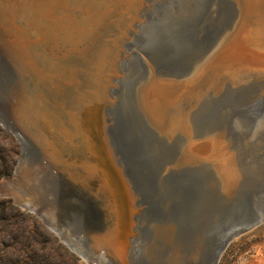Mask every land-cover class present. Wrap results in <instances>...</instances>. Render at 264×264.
<instances>
[{
  "label": "rangeland",
  "instance_id": "rangeland-1",
  "mask_svg": "<svg viewBox=\"0 0 264 264\" xmlns=\"http://www.w3.org/2000/svg\"><path fill=\"white\" fill-rule=\"evenodd\" d=\"M251 1L253 8L260 5L259 0ZM139 4L132 3L125 26L131 32L122 42L118 40L124 26L105 37L109 47L101 57L102 90L94 92L105 111L104 121L94 122L100 123L95 131L130 185L138 208L132 262L170 264L178 250L187 264H264V44L263 51L251 44L259 63L248 62L250 52L233 61L250 71L248 81L236 85L227 80L220 94L212 88L198 103L183 102L186 111L193 107L191 133L176 132L170 138L141 110L140 86L153 76L178 82L203 68L219 71L210 60L239 29L242 3L139 0ZM257 24L264 32V25ZM246 31L248 36L247 25ZM17 71L0 47V264H120L93 248V231L105 225L100 200L88 187L72 186L12 117V94L23 84ZM190 138L211 139L214 153L232 156L238 173L232 194L215 167L214 153L211 160L178 166ZM92 143L95 147L94 138Z\"/></svg>",
  "mask_w": 264,
  "mask_h": 264
},
{
  "label": "bare ground",
  "instance_id": "bare-ground-1",
  "mask_svg": "<svg viewBox=\"0 0 264 264\" xmlns=\"http://www.w3.org/2000/svg\"><path fill=\"white\" fill-rule=\"evenodd\" d=\"M133 2L139 4V0H104L105 5L96 9L93 0H0V47L20 69L18 77L23 80L22 85L14 88L11 115L72 186L88 187L100 200L105 225L93 231V248L99 255L120 264H134L130 247L136 234L138 208L130 185L114 167L103 138L95 131L100 123L94 122L102 123L105 113L94 92L102 90L101 57L109 47L105 37L127 25ZM259 2L253 8L249 0H241L239 29L227 36L209 63L219 71L203 68L191 79L178 82L153 76L140 86L138 104L150 124L163 135L170 138L176 132L190 135L189 117L193 107L186 111L183 102L198 103L212 88L220 94L227 80L236 85L248 81L249 70L234 66L233 61L243 60L244 52H250L248 62L260 61L251 47L253 44L262 50L264 44L263 27L257 24L264 25V0ZM141 4L142 1L140 8ZM120 12L126 14V19L120 17ZM246 25L250 38L246 35ZM210 140L198 142L190 138L178 166L197 164L202 158L211 160L215 146ZM214 157L227 191L233 192L238 173L232 156L215 150ZM172 257L168 260L170 264H187L180 259L178 250ZM196 258L194 255L192 260Z\"/></svg>",
  "mask_w": 264,
  "mask_h": 264
},
{
  "label": "water",
  "instance_id": "water-1",
  "mask_svg": "<svg viewBox=\"0 0 264 264\" xmlns=\"http://www.w3.org/2000/svg\"><path fill=\"white\" fill-rule=\"evenodd\" d=\"M87 1V0H86ZM93 5H95V8L96 9H100V7H103L104 5H105V3H104V0H93ZM125 27V26H124ZM130 32H131V30H128V28L127 27H125L122 31H121V34L122 33H124L121 37L122 38H120V40H118V43H120V42H122L123 41V39H125V37H126V35H128V34H130ZM107 34V33H106ZM112 34V33H111ZM113 40H116V37H113L112 38ZM118 39V38H117ZM112 40V41H113ZM108 88L106 89V91L103 93L104 94V102H105V100L106 101H108V96H109V85L107 86ZM104 104V103H103ZM105 112V111H104ZM222 252H223V250L219 253V255H218V258H217V260H216V262L218 261V259H219V257L221 256V254H222Z\"/></svg>",
  "mask_w": 264,
  "mask_h": 264
}]
</instances>
